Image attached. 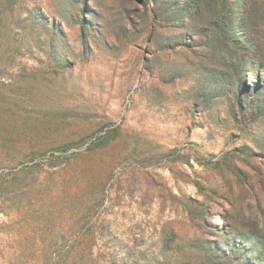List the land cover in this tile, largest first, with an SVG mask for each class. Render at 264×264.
Instances as JSON below:
<instances>
[{
    "label": "rangeland",
    "instance_id": "374dc122",
    "mask_svg": "<svg viewBox=\"0 0 264 264\" xmlns=\"http://www.w3.org/2000/svg\"><path fill=\"white\" fill-rule=\"evenodd\" d=\"M16 171L0 264H264V0H0Z\"/></svg>",
    "mask_w": 264,
    "mask_h": 264
},
{
    "label": "trees",
    "instance_id": "16d2710c",
    "mask_svg": "<svg viewBox=\"0 0 264 264\" xmlns=\"http://www.w3.org/2000/svg\"><path fill=\"white\" fill-rule=\"evenodd\" d=\"M51 163H49V168H54V170L56 169H61V168H66V166L68 165V161L65 162H58L55 159L50 160ZM18 171L16 172H12V177L9 179L7 178V175H9V173H0V189L1 190H6V189H10L11 187H13L16 183H17V178H18ZM62 259V255H56V258L53 262H51V264H58V262Z\"/></svg>",
    "mask_w": 264,
    "mask_h": 264
}]
</instances>
